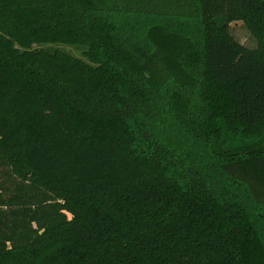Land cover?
I'll return each mask as SVG.
<instances>
[{
  "label": "trees",
  "instance_id": "1",
  "mask_svg": "<svg viewBox=\"0 0 264 264\" xmlns=\"http://www.w3.org/2000/svg\"><path fill=\"white\" fill-rule=\"evenodd\" d=\"M0 264H264V0H0Z\"/></svg>",
  "mask_w": 264,
  "mask_h": 264
},
{
  "label": "rangeland",
  "instance_id": "2",
  "mask_svg": "<svg viewBox=\"0 0 264 264\" xmlns=\"http://www.w3.org/2000/svg\"><path fill=\"white\" fill-rule=\"evenodd\" d=\"M228 33L234 41L246 49H252L256 46L255 39L250 35L243 22L240 20L230 21L227 25ZM47 50L58 49L77 58L84 59L82 56V48L77 45L66 44H44L40 45Z\"/></svg>",
  "mask_w": 264,
  "mask_h": 264
}]
</instances>
